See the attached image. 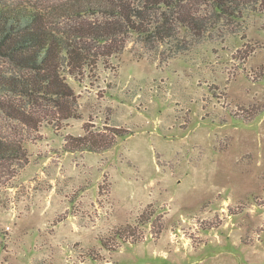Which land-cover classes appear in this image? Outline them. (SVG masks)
<instances>
[{
    "label": "rangeland",
    "instance_id": "374dc122",
    "mask_svg": "<svg viewBox=\"0 0 264 264\" xmlns=\"http://www.w3.org/2000/svg\"><path fill=\"white\" fill-rule=\"evenodd\" d=\"M187 39L177 55L130 39L67 79L79 119L0 110L28 154L0 163V264H264V15ZM115 129L107 152H67Z\"/></svg>",
    "mask_w": 264,
    "mask_h": 264
},
{
    "label": "trees",
    "instance_id": "16d2710c",
    "mask_svg": "<svg viewBox=\"0 0 264 264\" xmlns=\"http://www.w3.org/2000/svg\"><path fill=\"white\" fill-rule=\"evenodd\" d=\"M252 14L264 15V0L0 2V62L10 66L0 70V110L19 124H30L27 108L48 103L64 119H79L76 92L67 79L80 83L118 58L130 39L147 50L177 55L187 38L202 41L209 31L240 26ZM128 134L115 129L106 138L77 137L66 149L101 154ZM27 160L21 141L0 136V163Z\"/></svg>",
    "mask_w": 264,
    "mask_h": 264
}]
</instances>
